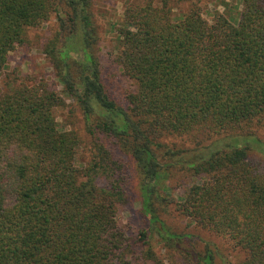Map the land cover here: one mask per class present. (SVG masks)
<instances>
[{"label": "trees", "instance_id": "1", "mask_svg": "<svg viewBox=\"0 0 264 264\" xmlns=\"http://www.w3.org/2000/svg\"><path fill=\"white\" fill-rule=\"evenodd\" d=\"M175 1L188 8L126 6L114 60L135 88L122 103L91 52L93 0H0V73L27 30L55 15L45 53L63 84L21 82L0 95V264H174L154 239L189 264H233L173 230L170 207L228 238L244 252L239 264H264V0H238L235 15L212 20L196 1ZM70 99L89 136L85 162L81 134L58 127L55 110ZM133 171L145 219L136 231L117 218ZM179 171L199 180L175 197Z\"/></svg>", "mask_w": 264, "mask_h": 264}, {"label": "rangeland", "instance_id": "2", "mask_svg": "<svg viewBox=\"0 0 264 264\" xmlns=\"http://www.w3.org/2000/svg\"><path fill=\"white\" fill-rule=\"evenodd\" d=\"M146 0H93L94 21L96 26L97 40L92 48L93 56H96L101 64L102 76L105 85L110 94L122 103H125L124 96L129 90H133L135 85L121 73L120 67L115 63V55L118 48V29L123 22L124 10L128 4L144 3ZM163 0H154L156 4H161ZM202 8L205 18L212 20L218 13L227 16L236 14L234 5H239L238 0H194ZM174 6L175 14L185 11L188 8V2L178 4L175 0H169ZM227 5H225V3ZM230 7V8H229ZM58 31V22L53 15L42 25L27 30L28 42L23 46H18L9 53L8 65L0 73V95L10 91L21 82L35 84L38 81H45L52 88L59 91L63 89V84L57 76V69L52 60L45 53V46L50 42ZM75 54V53H73ZM58 127L60 129H74L81 134L83 138L82 149L79 151V158L85 162L89 159V136L85 130V124L81 111L74 106L73 101L67 100L66 106L58 107L55 110ZM259 137L264 140V132H260ZM166 141L170 144H176L179 147H192L188 138L185 137H167ZM191 154V153H188ZM251 156L259 160L262 159L259 151L252 148ZM187 172L179 171L174 175L173 181H170V191L174 196L185 193L186 189L193 181ZM171 209L164 214L167 224L177 232H187L202 238L203 241L214 243L220 254L233 264H239L244 258V252L234 249L228 238L219 236L209 230L200 229L189 220L180 216ZM118 221L131 228V231L138 230L144 225L145 219L141 213V198L139 191L138 175L133 171L129 200L119 206ZM202 243V241H200ZM156 251L169 262L174 264H189L184 259L172 257L166 248L158 239L153 240Z\"/></svg>", "mask_w": 264, "mask_h": 264}]
</instances>
